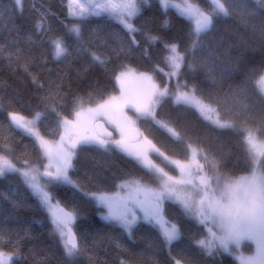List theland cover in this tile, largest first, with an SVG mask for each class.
I'll return each instance as SVG.
<instances>
[{
    "label": "trees",
    "instance_id": "obj_1",
    "mask_svg": "<svg viewBox=\"0 0 264 264\" xmlns=\"http://www.w3.org/2000/svg\"><path fill=\"white\" fill-rule=\"evenodd\" d=\"M190 1L204 11L212 9L207 0ZM238 5V13L215 18L213 30L203 38L204 48L194 58L189 54L188 60L193 61L195 70L185 66L179 76L169 78L164 74L170 69L163 61L167 54L163 45L176 43L183 51L189 44L193 26L172 9L165 12L157 0H149L134 19L133 23L141 29L135 34L140 47L127 56H118L113 51L121 47L116 37L129 40L113 19L93 16L78 21L69 15L67 0H22V11H13L16 6L12 0H0V12L4 13L0 18V149L6 151L17 167H24V161L32 167L41 166L43 157L39 148L30 137L10 126L9 113L30 117L34 109L44 107L46 97L49 103L56 99L55 95H49V89H53L66 105L57 111L68 115V108L77 96L87 98L93 93L95 100L98 93L105 98L117 95L120 88L113 70L119 71L121 64L137 72H151L159 65L164 72L152 73L157 84H167L170 91L177 90L178 82L194 86L197 95L214 101L212 107L235 119L237 127L218 130L192 108L167 99L157 108V118L180 132L183 139L177 142L164 128L139 121L144 136L170 159H189L191 154L186 145L191 143L215 157L223 174L233 177L245 174L248 161L244 129L252 128L258 137L264 138V96L256 84L264 75V7H254L251 12L250 0ZM164 20L168 21L167 27L162 26ZM76 23L81 25L83 44L110 57L107 70L94 64L87 53L78 51L81 41L70 33ZM146 34L158 35L160 40L149 46ZM58 37L65 40L72 52L59 61L53 59L50 43ZM145 47L150 59L140 54ZM209 50L214 56L205 64ZM85 106H94V102ZM38 129L47 140L60 138L61 128L56 129L53 113L39 123ZM152 158L170 175L178 176V171L160 156L153 154ZM70 174L86 191L92 192H116V185L122 180L152 181L131 158L118 152L104 154L94 147L79 153L76 170ZM53 191L62 202L75 203L79 209L73 230L84 251L72 264H120L122 260L129 264H175L177 260L182 264H237L223 252L206 256L196 244L204 238L206 229L172 202L165 204L166 215L180 226L182 238L169 250L160 242L157 231L146 223H138L129 237L117 225L103 222L99 218L100 209L91 200L80 194L73 200L64 187ZM0 193L7 197L0 199V245L6 253H18L13 264H69L48 216L25 188L21 177L9 174L0 178ZM243 250L248 254L252 247L246 244Z\"/></svg>",
    "mask_w": 264,
    "mask_h": 264
},
{
    "label": "snow or ice",
    "instance_id": "obj_2",
    "mask_svg": "<svg viewBox=\"0 0 264 264\" xmlns=\"http://www.w3.org/2000/svg\"><path fill=\"white\" fill-rule=\"evenodd\" d=\"M159 2L165 12L173 9L180 18L193 25L189 44L183 51L176 43H164L167 54L163 61L170 69L164 74L169 78L179 76L185 66L194 71V63L188 60V56L191 54L194 58L204 48L203 38L213 30L215 18L232 15L228 7L229 0H210L212 9L208 12L201 10L198 4H193L190 0H182V3H177L176 0ZM255 2L264 7V0ZM12 3L16 6L13 11H22V0H12ZM67 3L78 9L74 12L69 7V14L78 21L93 16H106L122 26L129 40L116 37L121 47L113 51L118 56H127L140 47L135 34L141 29L133 21L141 14V4H148L149 0H67ZM3 16L4 13L0 12V18ZM162 26L167 27L168 21L164 20ZM70 33L81 41L78 51L87 53L94 64L107 70L110 57L91 51L83 44L80 23L74 24ZM145 39L151 46L160 37L146 34ZM50 43L53 59L59 61L72 55L62 37ZM140 54L150 59L148 47ZM213 56L214 52L209 50L203 62L207 64ZM134 72V69L121 64L119 71L113 70L115 81L121 85L120 95H107L105 98L103 93H98L95 100L93 93H89L87 98L77 96L68 108V115L57 111L66 105L59 93L53 89H49V95H55L56 99L49 103L46 97L44 107L34 109L30 117L22 113H9L10 126L34 138L48 163L32 167L28 161H24V167H17L6 151L0 149V178L9 174H18L21 177L25 188L48 216L53 233L59 238L69 264L84 251L73 230L80 213L75 203L68 205L57 198L53 191L57 187L68 189L73 200L80 194L94 201L98 208L106 210L101 218L118 225L129 237H132L137 223L143 221L157 231L160 242L169 250L174 242L182 238L180 226L166 215L165 202H172L186 216L206 229L204 238L196 242L206 256L212 257L216 252H223L238 264H264V138L258 137L252 128L244 129L243 142L246 146L248 168L245 174L238 177L222 174L215 157L191 143L186 145L191 154L190 159H170L137 127L138 121L151 122L164 128L171 137L180 142L183 139L181 133L157 118V108L165 100L170 99L176 105L193 108L201 115L207 111L217 112L216 119L211 123L218 130H235L236 121L227 114L219 113L217 108L212 107L214 101L197 95L196 88H190L186 82L182 85L178 82L176 91H170L167 84H157L152 73L164 72L159 65H155L151 72L139 73L138 79L144 86L134 95H130L123 85L126 78ZM258 83L264 93V75ZM181 87L185 90H179ZM93 102L94 106H85ZM49 113L56 117V129L63 128L65 133L60 135L55 148L38 129L39 123L48 119ZM69 116L73 119H69ZM101 121L110 125L119 134V138H114L113 132L108 131ZM88 147H94L104 154H124L152 177V181L145 182L142 178L122 180L116 185L117 191L113 193L86 191L70 173L76 170L79 153ZM152 153L163 157L164 161L178 169L179 176L170 175L164 167L159 166L153 160ZM198 156L202 157L204 163H201ZM4 198L7 197L0 193V199ZM245 242L252 246V251L248 254L242 250ZM117 247H120L119 243ZM16 255L18 253L4 252L0 245V264H13ZM120 264L129 262L122 260ZM176 264H180V261L177 260Z\"/></svg>",
    "mask_w": 264,
    "mask_h": 264
},
{
    "label": "rangeland",
    "instance_id": "obj_3",
    "mask_svg": "<svg viewBox=\"0 0 264 264\" xmlns=\"http://www.w3.org/2000/svg\"><path fill=\"white\" fill-rule=\"evenodd\" d=\"M233 0H230V2H231V4H230V2L228 3V7H229V10L231 11V13L233 14L235 11H236V13H238L239 12V10H238V8H239V6L240 5H238V4H240L241 2L243 3V1L244 0H234V3L232 2ZM157 2L159 3V5L161 6V3L159 2V0H157ZM176 2L177 3H182V0H176ZM191 2V1H190ZM192 3V2H191ZM245 3V2H244ZM143 5H147V4H141V9H142V7H143ZM237 7H236V6ZM250 5H251V7L250 8H252L251 9V12H254L255 11V8H259V7H262L261 5H259V4H257L256 2H255V0H250ZM69 7H71L72 8V10L75 12V11H78V9L76 8V6L75 5H69L68 4V11H69ZM255 7V8H254ZM161 8H162V6H161ZM234 8H235V10H234ZM163 10H164V8H162ZM173 10V9H172ZM202 10V9H201ZM174 12H176L175 10H173ZM204 11V10H203ZM205 12H208V11H205ZM70 15V14H69ZM71 17H73L72 15H70ZM74 18V17H73ZM187 21V20H186ZM191 26H193L192 24H191ZM139 73L140 72H137V71H135L134 73H132L131 75H129L127 78H126V80H125V83H124V85H123V87H124V90L127 92V93H129L130 95H134L141 87H143L144 86V84H143V82H141L139 79H138V75H139ZM262 76V75H261ZM260 76V77H261ZM260 77L257 79V86H258V88H259V90L261 89V85L258 83L259 82V80H260ZM155 81V80H154ZM118 83V82H117ZM118 86H119V88L121 89V85L118 83ZM179 90H185V89H179ZM260 92H261V90H260ZM262 93V92H261ZM263 94V96H264V93H262ZM117 95H120V91H119V93L117 94ZM193 109V108H192ZM193 110H195V109H193ZM202 118H204L205 120H207V121H209V122H211L212 120H215L216 119V117H217V112H212V111H207V112H205L204 113V115H201L197 110H195ZM130 115H131V112L129 113ZM69 119H73V117H71V118H69ZM104 122V121H103ZM104 124L111 130V131H113V129H112V127L110 126V125H108L106 122H104ZM137 127L140 129V126H139V121L137 122ZM20 131H22V130H20ZM140 131L142 132V130L140 129ZM23 132V131H22ZM114 133H116V135H115V137L114 138H119V134L117 133V132H115V131H113ZM143 133V132H142ZM63 134H65L64 133V130H63V128H61V135H63ZM144 135V134H143ZM29 137V136H28ZM31 138V137H30ZM34 142H35V140H34V138H31ZM141 139H143V137H141ZM47 140V139H46ZM59 140H60V138L58 139V141H56V140H48L52 145H53V147L55 148V146H56V144L59 142ZM35 144L37 145V143L35 142ZM37 147H38V145H37ZM39 148V147H38ZM40 150V149H39ZM40 152H41V150H40ZM153 154H155V153H152L151 155H153ZM41 155H42V157H43V164L42 165H45V164H47L48 163V161H47V159L46 158H44V156H43V154H42V152H41ZM191 157V156H190ZM190 157H189V159H190ZM162 158V160H164L163 159V157H161ZM198 159H200L201 160V163H204V161H203V159H202V157H200V156H198L197 157ZM41 165V166H42ZM169 165V164H168ZM174 169H176L174 166H172ZM205 169L207 170V165H205ZM177 171H178V176H179V170L178 169H176ZM41 171H43V168L41 167ZM222 173V172H221ZM223 174V173H222ZM177 176V177H178ZM92 201V200H91ZM92 202H94V201H92ZM95 203V202H94ZM166 203H168V202H165V204ZM100 209V212H99V218L103 221V222H105V223H108V222H106V221H104L102 218H101V214L103 213V212H105L106 210L105 209H103V208H99ZM138 223H144L143 221H139ZM137 223V224H138ZM116 225V224H115ZM118 226V225H117ZM119 227V226H118ZM52 231H53V229H52ZM127 234V233H126ZM128 235V234H127ZM246 244H249L248 242H245V245ZM250 245V244H249ZM243 247H244V245L242 246V250H243ZM252 247V246H251ZM244 251V250H243ZM246 254V253H245ZM228 255V254H227ZM231 257V256H230ZM232 258V257H231ZM5 259H7V257H5ZM15 259V258H14ZM233 259V258H232ZM234 260V259H233ZM235 261V260H234ZM236 262V261H235ZM237 264H238V262H236ZM175 264H176V261H175ZM180 264H182V263H180Z\"/></svg>",
    "mask_w": 264,
    "mask_h": 264
},
{
    "label": "water",
    "instance_id": "obj_4",
    "mask_svg": "<svg viewBox=\"0 0 264 264\" xmlns=\"http://www.w3.org/2000/svg\"><path fill=\"white\" fill-rule=\"evenodd\" d=\"M207 2L209 3V5L211 6V8H212V5H211V2H210V0H207ZM101 123L103 124V126L105 127V128H107L108 129V127L104 124V122L103 121H101ZM97 131H99V129H97ZM108 131H111L110 129H108ZM112 132V131H111ZM115 136V134L113 133V137Z\"/></svg>",
    "mask_w": 264,
    "mask_h": 264
},
{
    "label": "flooded vegetation",
    "instance_id": "obj_5",
    "mask_svg": "<svg viewBox=\"0 0 264 264\" xmlns=\"http://www.w3.org/2000/svg\"><path fill=\"white\" fill-rule=\"evenodd\" d=\"M113 132V131H112ZM114 133V132H113ZM116 135V133H114ZM115 137V136H114Z\"/></svg>",
    "mask_w": 264,
    "mask_h": 264
}]
</instances>
